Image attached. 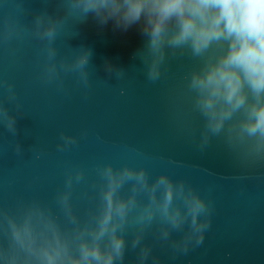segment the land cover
<instances>
[{"label": "clouds", "instance_id": "9594fccd", "mask_svg": "<svg viewBox=\"0 0 264 264\" xmlns=\"http://www.w3.org/2000/svg\"><path fill=\"white\" fill-rule=\"evenodd\" d=\"M57 2L62 15L44 10L25 25L19 19L24 0L12 5L0 0V48L15 55L21 44L35 41L41 85L66 95L70 82L84 89L90 85L91 48L59 55L57 40L66 28L65 37L75 35V25L89 17L100 28L111 22L120 32L137 26L144 42L133 59L148 82L160 81L178 56L195 64L183 77L182 97L189 107L188 114L181 112V124L197 149L203 152L216 141L242 171L264 169V0ZM104 70L116 80L127 74L110 61ZM21 109L15 85L0 78V129L13 137ZM189 114L200 121L198 134ZM77 145V137L61 132L55 147L63 153ZM13 150L22 156L19 142ZM31 152L37 160L45 154L35 146ZM85 185L80 198L91 206L81 215L74 194ZM213 212L210 200L165 172L153 177L145 167L127 163H103L90 173L69 168L51 202L20 201L11 212L0 207V264H126L130 253L134 264H161L154 248L166 249L172 258L199 248Z\"/></svg>", "mask_w": 264, "mask_h": 264}, {"label": "water", "instance_id": "95a60500", "mask_svg": "<svg viewBox=\"0 0 264 264\" xmlns=\"http://www.w3.org/2000/svg\"><path fill=\"white\" fill-rule=\"evenodd\" d=\"M15 2L9 0L10 5ZM44 10L54 16L63 14L57 0H24L21 24H30L33 14ZM68 31L57 40L60 56L71 57L81 47L91 48L93 55L89 87L70 82L67 95L38 81L35 41L21 44L15 55L0 48V78L15 85L24 113L17 116L15 137L0 129V207L11 212L20 201L51 202L69 168L90 173L103 163L116 167L127 163L145 167L153 177L165 172L173 179H184L213 203L212 224L203 245L175 258L157 246L154 254L161 264H264V169L242 171L216 141L201 152L182 128L181 112L188 114L189 107L182 97L183 77L194 62L178 56L160 81L150 83L139 60L133 59L144 42L137 26L120 32L113 30L111 22L100 28L89 17L75 25V35L65 37ZM106 61L123 68L126 76L121 80L109 76ZM10 114L16 115L14 109ZM189 116L198 134L200 121ZM61 132L77 137L78 145L57 152ZM17 142L22 156L14 153ZM33 146L45 153L39 160L31 152ZM136 152L144 155L138 157ZM245 175L250 178L235 179ZM86 187L74 194L81 215L91 206L80 198ZM152 239L148 236L147 242ZM126 264H134V254L126 256Z\"/></svg>", "mask_w": 264, "mask_h": 264}]
</instances>
